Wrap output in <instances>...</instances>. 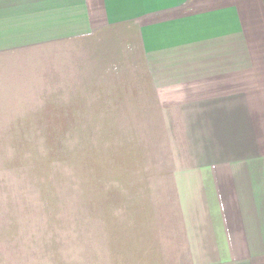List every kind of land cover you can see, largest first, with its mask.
Returning a JSON list of instances; mask_svg holds the SVG:
<instances>
[{
    "label": "crops",
    "instance_id": "obj_1",
    "mask_svg": "<svg viewBox=\"0 0 264 264\" xmlns=\"http://www.w3.org/2000/svg\"><path fill=\"white\" fill-rule=\"evenodd\" d=\"M39 101L126 144L95 264H264V0H0V141Z\"/></svg>",
    "mask_w": 264,
    "mask_h": 264
},
{
    "label": "rangeland",
    "instance_id": "obj_2",
    "mask_svg": "<svg viewBox=\"0 0 264 264\" xmlns=\"http://www.w3.org/2000/svg\"><path fill=\"white\" fill-rule=\"evenodd\" d=\"M38 107L0 141V264H95V232L126 197V144Z\"/></svg>",
    "mask_w": 264,
    "mask_h": 264
}]
</instances>
